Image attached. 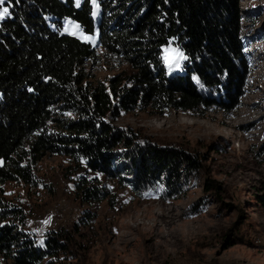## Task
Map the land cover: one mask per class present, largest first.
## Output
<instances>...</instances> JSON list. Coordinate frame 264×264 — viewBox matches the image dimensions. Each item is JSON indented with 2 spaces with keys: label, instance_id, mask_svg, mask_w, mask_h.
Listing matches in <instances>:
<instances>
[{
  "label": "trees",
  "instance_id": "16d2710c",
  "mask_svg": "<svg viewBox=\"0 0 264 264\" xmlns=\"http://www.w3.org/2000/svg\"><path fill=\"white\" fill-rule=\"evenodd\" d=\"M96 2L98 27L92 0L80 8L74 0H5L10 16L0 24V187L33 183L37 164L56 155L83 162L109 180L129 171L143 192L159 184L163 195L179 194L202 168L200 159L139 141L112 121L136 110L162 116L170 110L235 112L250 70L239 0ZM52 18L60 25L70 18L88 35L98 28L100 45L133 74L116 76L109 85L87 81L85 64L96 58L95 49L53 31ZM173 42L188 59L185 74L169 77L163 48ZM77 189L87 201H100L105 193L87 181ZM212 190L218 193L207 181L206 192ZM204 204L202 199L191 210L199 212ZM11 212L0 194V264H70L75 239L58 231L36 245L9 221Z\"/></svg>",
  "mask_w": 264,
  "mask_h": 264
},
{
  "label": "rangeland",
  "instance_id": "374dc122",
  "mask_svg": "<svg viewBox=\"0 0 264 264\" xmlns=\"http://www.w3.org/2000/svg\"><path fill=\"white\" fill-rule=\"evenodd\" d=\"M83 1L77 6L74 0L75 6ZM92 5L98 20L99 6ZM239 7L250 70L235 112L170 110L162 116L136 110L112 121L139 141L198 157L202 168L189 178L187 190L163 195L158 184L143 192L132 184L129 171L109 180L83 162L47 155L35 167L33 183L0 187L13 210L9 221L36 245L64 231L75 239L70 264H264V0H239ZM49 23L53 31L93 46L96 58L86 62L84 71L93 85L133 74L129 64L100 45L98 28L88 35L70 18L62 19V25L55 18ZM166 48L180 50L176 42L164 47L163 60ZM187 59L171 68L164 61L167 75L185 74ZM83 181L104 189L103 199L84 200L77 189ZM207 181L218 193L206 192ZM202 199L204 207L192 211Z\"/></svg>",
  "mask_w": 264,
  "mask_h": 264
},
{
  "label": "snow or ice",
  "instance_id": "6c2138e0",
  "mask_svg": "<svg viewBox=\"0 0 264 264\" xmlns=\"http://www.w3.org/2000/svg\"><path fill=\"white\" fill-rule=\"evenodd\" d=\"M5 3V0H0V6H3ZM92 3L96 5V0H92ZM77 6H79V0H77ZM98 7V5H97ZM10 16L9 9L7 7H2L0 9V20L5 19L6 17ZM165 55H164V61L169 66V68L175 66L179 67L180 62L182 60H186L187 57L184 55L182 51H180L178 48H166L164 49ZM45 224L48 223V221L44 222ZM43 243V242H41Z\"/></svg>",
  "mask_w": 264,
  "mask_h": 264
}]
</instances>
